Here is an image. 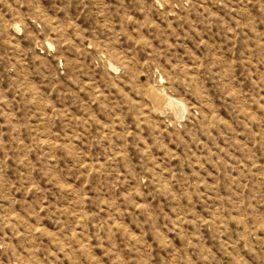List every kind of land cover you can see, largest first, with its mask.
Returning <instances> with one entry per match:
<instances>
[{
    "label": "rangeland",
    "instance_id": "1",
    "mask_svg": "<svg viewBox=\"0 0 264 264\" xmlns=\"http://www.w3.org/2000/svg\"><path fill=\"white\" fill-rule=\"evenodd\" d=\"M0 264H264V0H0Z\"/></svg>",
    "mask_w": 264,
    "mask_h": 264
},
{
    "label": "bare ground",
    "instance_id": "2",
    "mask_svg": "<svg viewBox=\"0 0 264 264\" xmlns=\"http://www.w3.org/2000/svg\"><path fill=\"white\" fill-rule=\"evenodd\" d=\"M150 99L152 100L154 106L162 111H166L167 109L175 111L178 117H181L184 107L180 101H177L166 94L159 93L154 89L150 91L149 94ZM149 99V100H150Z\"/></svg>",
    "mask_w": 264,
    "mask_h": 264
}]
</instances>
